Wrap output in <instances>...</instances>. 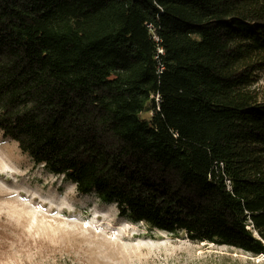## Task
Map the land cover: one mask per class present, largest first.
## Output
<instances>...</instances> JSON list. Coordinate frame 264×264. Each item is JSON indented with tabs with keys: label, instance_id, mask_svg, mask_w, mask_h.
Segmentation results:
<instances>
[{
	"label": "trees",
	"instance_id": "obj_1",
	"mask_svg": "<svg viewBox=\"0 0 264 264\" xmlns=\"http://www.w3.org/2000/svg\"><path fill=\"white\" fill-rule=\"evenodd\" d=\"M261 71L264 0H0L1 135L120 216L253 256Z\"/></svg>",
	"mask_w": 264,
	"mask_h": 264
},
{
	"label": "rangeland",
	"instance_id": "obj_2",
	"mask_svg": "<svg viewBox=\"0 0 264 264\" xmlns=\"http://www.w3.org/2000/svg\"><path fill=\"white\" fill-rule=\"evenodd\" d=\"M259 74L256 85L263 86L264 71ZM0 151L9 155V165L0 169V264H264V255L192 241L184 232L169 233L120 216L114 202L78 193L72 181L34 164L1 133ZM34 188L41 196L25 190ZM34 197L32 205L59 214L60 221L41 211L36 220L21 213L24 201ZM91 223H108L119 234L96 232Z\"/></svg>",
	"mask_w": 264,
	"mask_h": 264
},
{
	"label": "bare ground",
	"instance_id": "obj_3",
	"mask_svg": "<svg viewBox=\"0 0 264 264\" xmlns=\"http://www.w3.org/2000/svg\"><path fill=\"white\" fill-rule=\"evenodd\" d=\"M8 156L5 154V151H0V169H2L3 167H5L6 165H9V161L7 159ZM2 176H3V174L0 173V178ZM25 190L29 194L30 193H32V194H36V193L39 194L37 188H34V189H25ZM3 194L5 195L7 193H3ZM19 194H22V193H19ZM35 199L36 198L34 197L33 200L30 199V201H28V200L27 201H24V203L21 205V208L19 209L20 212L21 213H26V214L29 215L30 218L36 220L37 212L38 211H41L43 217H47V218L48 217H51L55 221H60L59 220V218H60V215L59 214H57V213L55 214V213H51V212H44V211H42V209L40 208L39 205H32V203H34V200ZM12 203L15 204V205L12 204L14 207L20 206L15 201H12ZM26 206L27 207L30 206L32 208L27 209ZM49 221H51V220H49ZM75 223H77V221H75ZM83 225H84L85 228H88L89 227L88 223H86V222ZM90 226L93 227L96 232H100V233H102L104 235L110 234L111 236H114V235H118L119 234L118 231H117L118 228H116V227L115 228L114 227H107V226H109L108 223H104V226H102V224H100V223H99V225H98V223L97 224L96 223L95 224L93 223Z\"/></svg>",
	"mask_w": 264,
	"mask_h": 264
}]
</instances>
